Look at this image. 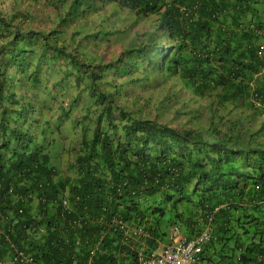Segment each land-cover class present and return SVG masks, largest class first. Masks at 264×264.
Wrapping results in <instances>:
<instances>
[{"label":"trees","instance_id":"obj_1","mask_svg":"<svg viewBox=\"0 0 264 264\" xmlns=\"http://www.w3.org/2000/svg\"><path fill=\"white\" fill-rule=\"evenodd\" d=\"M260 34L264 0H0V264L15 251L70 264L96 233L94 264H139L116 217L148 249L170 243L169 223L187 239L210 223L263 264L264 189L210 212L222 193L194 181L212 164L234 175L216 164L227 148L264 177L244 120L213 132L201 119L227 104L262 112L238 89L257 72Z\"/></svg>","mask_w":264,"mask_h":264},{"label":"clouds","instance_id":"obj_2","mask_svg":"<svg viewBox=\"0 0 264 264\" xmlns=\"http://www.w3.org/2000/svg\"><path fill=\"white\" fill-rule=\"evenodd\" d=\"M166 12L165 8H159L156 14L157 16ZM260 38L255 46V56L258 58L257 72L252 75L251 80L245 78L241 82L240 91L247 93L248 100L262 105L263 109L259 115L255 118H249V114L244 111H234L231 105L227 104L225 109L210 112L204 115L201 119L207 125L208 131L222 132L224 131L229 121L233 118L238 120H244L247 123V131L244 132L246 137H249L252 145L246 152H250L256 156H259V148L264 146V99L262 95L261 82L264 80V34L259 35ZM201 104V103H200ZM201 105H205L203 102ZM238 117V118H237ZM243 117V118H241ZM248 117V118H247ZM250 121V125L248 124ZM237 153L233 150L226 149V154L217 159L218 165L231 166L235 168V174L228 176L224 173L216 172L213 169V164L209 165L207 169L200 173L195 174L194 181L198 184H202L208 188L216 189L223 195L220 204L213 208L210 212L227 211L232 206V202L224 198L226 193L234 194L237 197L248 200L254 195V192L259 189H264V177H256L249 172L248 168L243 167L239 161L235 158ZM253 202L248 203L250 206ZM254 204L264 206V199L258 198L254 201ZM211 219H209V222ZM103 222V221H100ZM116 223V226L123 233L122 238L128 241V234L131 232L134 236L126 243L132 247V242H140L138 245L137 253L139 255V264H247L244 255L233 244L224 245L217 242L213 236V229L209 224L199 231L192 234L190 239L183 237L180 228L173 223H169V238L170 243L166 245H159L157 248L148 249L144 243L146 233L142 229L136 231L134 227L125 222L123 217H116L112 223ZM111 223V224H112ZM106 225V223H105ZM97 246L87 253L86 257L79 260L77 257L73 258L70 264H94L100 253V245L103 241L104 235H98ZM142 237L143 243L141 241ZM124 243V244H125ZM124 246V245H123ZM207 257L206 260L201 259V254ZM23 258L22 254L15 253L10 255V262L12 264H33L31 258ZM20 259V261H19ZM264 264V256H263Z\"/></svg>","mask_w":264,"mask_h":264}]
</instances>
